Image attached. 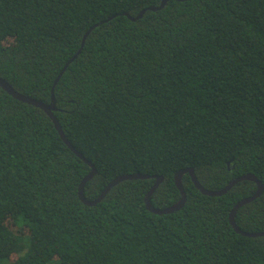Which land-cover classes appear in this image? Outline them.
I'll use <instances>...</instances> for the list:
<instances>
[{"label": "trees", "instance_id": "1", "mask_svg": "<svg viewBox=\"0 0 264 264\" xmlns=\"http://www.w3.org/2000/svg\"><path fill=\"white\" fill-rule=\"evenodd\" d=\"M0 0V77L46 104L97 170L93 201L116 177L162 176L176 204L193 168L221 190L264 186V0ZM132 21L125 13L136 17ZM91 167L43 110L0 88V264H264V237L229 216L257 185L203 195L188 174L171 214L145 206L153 178L124 181L96 206ZM237 226L264 231V190Z\"/></svg>", "mask_w": 264, "mask_h": 264}, {"label": "water", "instance_id": "2", "mask_svg": "<svg viewBox=\"0 0 264 264\" xmlns=\"http://www.w3.org/2000/svg\"><path fill=\"white\" fill-rule=\"evenodd\" d=\"M169 0H163L161 2V4L158 7H150L147 10L149 11H159L161 9H163L167 2ZM177 1H185V0H177ZM146 10H142L136 17H132L130 16L128 13H125V16H127L129 19H131L132 21H136L139 20L143 17V15L145 14ZM97 25L93 26L90 28V30L85 34L81 47L79 49V51L65 64L63 70L59 73L57 79L54 82L53 85V89H52V98H51V103L46 104L41 100H37L29 95H24L20 92H18L17 90H15L13 88V86L6 81L5 79H3L2 77H0V88L2 90H4L6 93H8L10 96H12L14 99L23 102L25 104L34 106L38 109L43 110L45 113H47V115L50 117L51 121L53 122L55 128L57 129L60 137L62 138L63 142L78 156L80 157L83 161H85L86 163H88V165L91 167V172L82 180L81 184L79 185V189H78V196L80 201L89 207L92 206H96L99 202H101L105 196L111 191L112 188H114L115 186H117L118 184L124 182V181H131V180H144V179H149V178H153L155 180L154 185L151 187V189L148 191V193L145 196L144 202H145V206L146 209L151 212L154 213L156 215H166V214H171L174 213L176 211H179L180 209H182L184 207V205L187 202V193L184 189L183 186V182H182V177L185 174H188L192 180V182L194 183L195 187L205 196H210V197H217V196H222L224 194H226L229 190H231L236 184L242 182V181H251L256 183L257 185V190L256 192L247 198H244L242 200H240L232 209L230 216H229V221L231 226L233 227L234 231L242 236L245 237H249V238H258V237H264V231H260V232H246L241 230L235 221V217L237 214V211L253 202L254 200H256L257 198H259L264 190V186L261 183V181L258 180V178L253 175V174H246V175H242L241 177H238L234 180H232L231 182H229L226 187H224L221 190H209L206 189L205 187H203L200 182L198 181L195 171L193 168H187V169H183L178 171L175 176H174V181H175V186L177 187V189L180 192L181 195V199L174 205L160 209V208H156L152 205L151 203V196L153 195V193L155 192V190L160 186V184L163 182V177L162 176H154L151 177L149 175H145V174H126V175H121L116 177L115 179H113L107 186L106 188L102 191V193L99 195V197L93 201L88 200L85 196H84V187L86 185L87 182H89L90 180L93 179V177L96 175L97 170L94 168L93 164L91 162H89L84 156L83 154H81L79 151H77L75 149V147L68 141V139L65 137L61 126L58 122V120L56 119V117L54 116V111L56 110V101H55V96H54V87L56 86L57 82L60 80V78L62 77V75L64 74V72L66 71V69L68 68V66L80 55L84 44H85V39L88 36V34L90 33V31L92 29H94L95 27H97Z\"/></svg>", "mask_w": 264, "mask_h": 264}]
</instances>
